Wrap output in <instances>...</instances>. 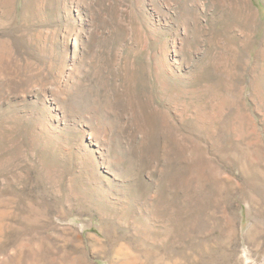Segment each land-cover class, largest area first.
I'll return each mask as SVG.
<instances>
[{"label":"rangeland","instance_id":"1","mask_svg":"<svg viewBox=\"0 0 264 264\" xmlns=\"http://www.w3.org/2000/svg\"><path fill=\"white\" fill-rule=\"evenodd\" d=\"M0 264H264V0H0Z\"/></svg>","mask_w":264,"mask_h":264}]
</instances>
